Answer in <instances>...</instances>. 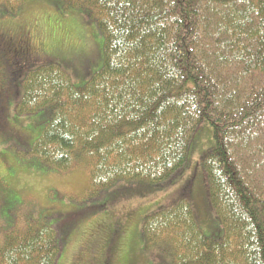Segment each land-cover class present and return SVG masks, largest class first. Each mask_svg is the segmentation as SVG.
Segmentation results:
<instances>
[{
  "label": "trees",
  "instance_id": "16d2710c",
  "mask_svg": "<svg viewBox=\"0 0 264 264\" xmlns=\"http://www.w3.org/2000/svg\"><path fill=\"white\" fill-rule=\"evenodd\" d=\"M45 1L78 15L59 31L62 41L50 30L63 16L49 22L47 52L37 39L28 60L46 63L17 85L11 67L0 84V119L14 96V114H39L31 129L43 125L25 155L55 171H84L82 199L92 202L121 186L168 183L205 123L213 148L201 161L202 185L222 232L203 234L182 195L143 217V249L162 255L156 264H264V0ZM90 25L103 62L76 86L65 69L88 74ZM2 31L5 57L18 30ZM16 120L14 134L26 124ZM20 216L0 218V264H57L58 230Z\"/></svg>",
  "mask_w": 264,
  "mask_h": 264
},
{
  "label": "rangeland",
  "instance_id": "374dc122",
  "mask_svg": "<svg viewBox=\"0 0 264 264\" xmlns=\"http://www.w3.org/2000/svg\"><path fill=\"white\" fill-rule=\"evenodd\" d=\"M59 14L63 19L55 22V30H50L55 32L52 36L57 40L62 38L59 31L75 21L76 12L59 10L45 0H0V29L18 30L14 53L0 57V84L7 71H12L11 67L18 73L14 82L17 85L26 71L46 63L34 64V57L28 58L33 50L35 53L40 50L37 39L44 41L42 50H49L50 40L44 37L49 22ZM93 26H88L89 31L91 28L94 31L86 45V50L95 55L88 69L90 75L77 67L69 71L64 68L76 86H83L103 62V41ZM72 42L79 48L85 45L78 40ZM16 103L17 98L10 96L6 112L0 119V218L21 219L20 214L28 212L32 220L43 219L46 225L57 229L62 241L57 264H156L162 255L143 249L142 219L160 209L170 208L182 195L189 199L202 233L221 234L222 226L202 185L201 161L213 148L212 132L205 123L192 137L184 170L168 183L156 188L121 186L89 202L82 199L88 188L84 171H55L40 165L33 156L25 155L43 125L31 129L30 125L33 127L39 114L18 118L14 114ZM16 119L26 121L18 134H14L11 127L17 124ZM26 127L28 136L22 133Z\"/></svg>",
  "mask_w": 264,
  "mask_h": 264
}]
</instances>
